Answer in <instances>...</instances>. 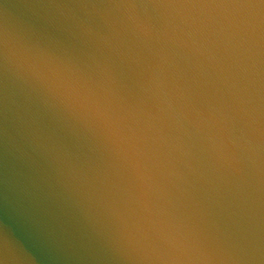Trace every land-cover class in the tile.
I'll return each mask as SVG.
<instances>
[{"label": "water", "instance_id": "1", "mask_svg": "<svg viewBox=\"0 0 264 264\" xmlns=\"http://www.w3.org/2000/svg\"><path fill=\"white\" fill-rule=\"evenodd\" d=\"M0 264H264V0H0Z\"/></svg>", "mask_w": 264, "mask_h": 264}]
</instances>
